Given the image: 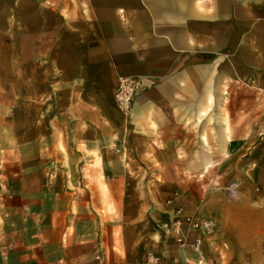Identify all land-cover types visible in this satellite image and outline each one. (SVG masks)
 Segmentation results:
<instances>
[{
    "label": "crops",
    "instance_id": "obj_1",
    "mask_svg": "<svg viewBox=\"0 0 264 264\" xmlns=\"http://www.w3.org/2000/svg\"><path fill=\"white\" fill-rule=\"evenodd\" d=\"M0 20L22 23V60L38 73L37 125L22 130L36 137L0 163V264L196 259L161 228L177 207L211 217L184 184L172 197L173 171L158 195L176 199L169 208L148 188L129 194L155 181L152 161H245L264 189V0H0ZM122 75L145 85L128 115ZM217 237L231 243L219 224Z\"/></svg>",
    "mask_w": 264,
    "mask_h": 264
},
{
    "label": "rangeland",
    "instance_id": "obj_2",
    "mask_svg": "<svg viewBox=\"0 0 264 264\" xmlns=\"http://www.w3.org/2000/svg\"><path fill=\"white\" fill-rule=\"evenodd\" d=\"M13 25V30H7L6 23L0 20V163L21 161L22 130L28 125H37V62L33 59L30 63L23 62L20 52L22 23ZM238 104L239 108L244 107V104ZM28 135L36 137V133L31 132L24 136ZM5 145L10 149L3 150ZM36 154H31L30 161H37ZM211 162L214 163L210 164L209 170L202 171L204 164ZM152 163L151 178L155 181H149L146 187L131 184L129 194L148 188L150 194L157 193V197L151 198L156 207L169 208L174 200L181 198L180 185L184 184L195 210L215 218L221 233L231 238L236 257L229 256L224 264H264V189L257 183L246 181L245 161H173L169 166L161 161ZM3 168L4 165L0 164V169ZM170 171L178 179L168 183L174 188L176 195L172 194V197L174 195L176 199L158 196L161 194L160 184H167L162 182L161 175L170 178ZM183 177L186 181L182 180ZM127 200L134 204L139 198L132 195ZM255 255H260L258 260Z\"/></svg>",
    "mask_w": 264,
    "mask_h": 264
},
{
    "label": "built area",
    "instance_id": "obj_3",
    "mask_svg": "<svg viewBox=\"0 0 264 264\" xmlns=\"http://www.w3.org/2000/svg\"><path fill=\"white\" fill-rule=\"evenodd\" d=\"M144 87V81L139 76H120L115 91V101L118 108L124 113H129L133 108L136 96ZM161 228L165 233L171 235L183 250L189 245L196 253V259L185 256L183 262L179 264H214L205 254L203 248L205 242L210 244L223 262L230 256L231 244L225 238L219 239L217 237L218 222L213 217L188 214L184 212L182 207H177L174 210V218L163 223ZM191 233H195V236L189 242ZM141 264H161V257L156 252L149 250Z\"/></svg>",
    "mask_w": 264,
    "mask_h": 264
},
{
    "label": "bare ground",
    "instance_id": "obj_4",
    "mask_svg": "<svg viewBox=\"0 0 264 264\" xmlns=\"http://www.w3.org/2000/svg\"><path fill=\"white\" fill-rule=\"evenodd\" d=\"M209 168H210V164H207L205 167H204V169L207 171V170H209Z\"/></svg>",
    "mask_w": 264,
    "mask_h": 264
}]
</instances>
